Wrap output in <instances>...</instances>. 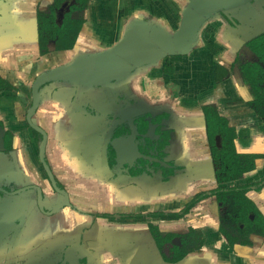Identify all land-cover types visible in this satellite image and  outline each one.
Here are the masks:
<instances>
[{"label": "flooded vegetation", "instance_id": "flooded-vegetation-1", "mask_svg": "<svg viewBox=\"0 0 264 264\" xmlns=\"http://www.w3.org/2000/svg\"><path fill=\"white\" fill-rule=\"evenodd\" d=\"M190 2L211 16L188 54L34 92L133 19L177 30ZM35 16L33 60L0 53V264H264V0H35ZM137 103L153 111L123 118Z\"/></svg>", "mask_w": 264, "mask_h": 264}, {"label": "water", "instance_id": "water-1", "mask_svg": "<svg viewBox=\"0 0 264 264\" xmlns=\"http://www.w3.org/2000/svg\"><path fill=\"white\" fill-rule=\"evenodd\" d=\"M6 1L10 5L13 3V0H0V5L6 4ZM9 3L4 6L6 10L9 9ZM210 16V11L197 10L190 2L183 9L177 30L158 22L133 19L122 39L112 48L96 54H81L63 66L44 71L33 83L34 92L44 83L55 80H67L76 85L111 87L113 80L125 79L132 72L153 68L168 56L188 54L196 45L202 27ZM8 17L12 27L6 29V36L0 35V53L5 55L7 66L9 63L17 65V61H14L19 56L21 59L18 62L24 66L26 61L33 60L38 51L35 0H22L16 17L13 14ZM15 36H21V39L16 42ZM132 110L128 116L126 112L122 113V117L131 118L153 111L143 103L134 104ZM136 259L134 264H141ZM150 261H153L152 255Z\"/></svg>", "mask_w": 264, "mask_h": 264}, {"label": "rangeland", "instance_id": "rangeland-1", "mask_svg": "<svg viewBox=\"0 0 264 264\" xmlns=\"http://www.w3.org/2000/svg\"><path fill=\"white\" fill-rule=\"evenodd\" d=\"M133 16H131V14L128 16V20L130 21V20H132V18H134V16H138V15H140V13H133L132 14ZM153 19V18H152ZM162 19V22L164 23V24H166L168 27H171V28H173V25H174V23L176 22L175 21V15L173 14V13H166L165 15H164V17L163 18H161ZM161 19H159L160 21H161ZM156 20V19H155ZM124 23H128V21H127V19L125 18V20H124ZM90 31H92V30H90ZM89 31V32H90ZM111 34H113V33H111ZM99 36V35H98Z\"/></svg>", "mask_w": 264, "mask_h": 264}]
</instances>
